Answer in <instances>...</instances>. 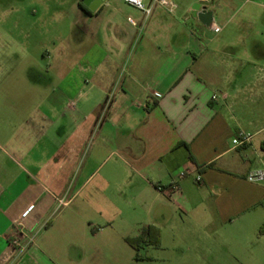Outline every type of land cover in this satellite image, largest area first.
<instances>
[{
  "label": "crops",
  "instance_id": "obj_1",
  "mask_svg": "<svg viewBox=\"0 0 264 264\" xmlns=\"http://www.w3.org/2000/svg\"><path fill=\"white\" fill-rule=\"evenodd\" d=\"M201 1L214 12L210 26L191 15ZM86 10L83 25L92 23L94 30L85 26L83 37L93 35V44L75 61L77 76L60 83L61 141L45 149L37 175L35 144H14L16 158L0 142V151L13 156L23 173L24 166H36L26 183L19 178L9 189L0 186V264H105V254H120L121 264H128L133 259L125 247L135 250L128 240L161 245L164 228L179 213L185 215L188 234L204 240L220 232L223 237L230 227L258 225L254 220L260 217L251 213L264 205V182L250 183L246 177L264 169V0H184L174 14L155 5L149 17L126 0H104L94 11ZM106 22L108 46L101 30ZM58 112L35 110V125L30 121L24 130L37 134L44 128L40 122ZM242 131L253 139L234 148L232 141ZM107 165L106 173L93 177ZM186 170L195 173L182 179ZM38 175L49 182V190L71 197L70 205L93 185L94 199L87 206L100 214H124L138 202L148 216L144 228L130 236L129 220L122 215L119 229L106 225L115 233L103 240H33L58 198L45 193L34 180ZM175 183L179 191L171 196L157 190ZM69 226L67 219L51 237ZM261 226L255 227L258 239ZM106 227L89 228L97 236ZM66 243L77 251L75 257L63 252Z\"/></svg>",
  "mask_w": 264,
  "mask_h": 264
},
{
  "label": "rangeland",
  "instance_id": "obj_2",
  "mask_svg": "<svg viewBox=\"0 0 264 264\" xmlns=\"http://www.w3.org/2000/svg\"><path fill=\"white\" fill-rule=\"evenodd\" d=\"M171 1L179 6L184 0ZM144 3L146 5V0ZM80 4L84 5V0H0V142L8 153L16 158H19L20 154L12 149L14 144L19 142L35 144L33 153L39 164L37 170L36 166L22 164L26 165L23 173L14 164L13 156L7 153L5 155L0 151L1 187L9 189L15 179L19 178L22 183H26L28 175H34L35 170L37 175L47 158L46 150L50 151L49 149L52 148H49L50 143L61 141V113L65 101L61 95L60 83L65 77L77 76L78 66L75 65V61L93 44L91 38L93 35L90 33H93L94 28L92 23L83 25L85 16L79 8ZM237 21L236 15L234 24ZM223 22L225 23V19ZM107 23L109 24V22L104 23V28L101 27L102 36L106 39L105 43L110 29ZM85 26L90 29V33L89 36L86 34V37H83ZM233 28L234 26L230 25V29ZM106 45L108 46V43ZM92 95L97 96L95 92ZM89 105L92 106L93 102ZM50 108L59 111L58 114L41 121L44 128H38L37 134L29 136L30 133L24 129L30 121L35 125L36 118H33L35 110L49 111ZM109 166H102L93 177L102 176ZM95 169V165L91 166L88 173H93ZM33 177L36 182L41 183L45 193L51 191L55 197H58L55 198L57 205L53 209L54 212H50L41 226L36 229L33 240H103L111 232L115 233L113 229H107L106 225L116 224L115 230H117L126 217L130 224V236L138 235L144 228L148 216L138 202H134L124 214H100L87 206L94 199L90 189L93 185L70 205L68 202L71 197L57 195L52 188L49 190V182L47 183L42 175ZM34 209L35 207H31L24 218ZM35 213L36 211L32 216H35ZM251 215L260 217L254 221L262 225L261 239L254 235L257 230L255 227L258 225L249 223L246 228L230 227L223 232V237L220 232L213 239L204 240V237H199L198 233L188 234L183 222L185 215L179 213L178 219L164 228L165 237L161 245L139 241L138 250L125 247L133 259L128 264H264V205ZM67 219L70 221V226L56 230V236L51 237L53 231ZM23 220L22 224L17 222L22 227ZM90 225L92 229L101 230L102 227H106L107 230L99 231L100 233L95 236L89 228ZM81 226L85 227L84 231L81 230ZM15 232L16 235L19 233L17 224ZM67 245L64 244L63 252L70 254L69 257H75L77 251L71 245ZM112 256L113 254L110 256L105 254L104 263L121 264L120 254L114 255L116 257L113 258Z\"/></svg>",
  "mask_w": 264,
  "mask_h": 264
},
{
  "label": "built area",
  "instance_id": "obj_3",
  "mask_svg": "<svg viewBox=\"0 0 264 264\" xmlns=\"http://www.w3.org/2000/svg\"><path fill=\"white\" fill-rule=\"evenodd\" d=\"M150 1L152 3L151 7H147L144 3V0H126V3L137 8V9H139V10H141L145 14L146 17H149L151 15L153 7L155 5H160L164 8H166L172 14H174L178 9L177 4H175L171 0H150ZM211 28L215 33L221 32V28L219 26L212 25ZM252 139H253L252 134L242 131V132H239L237 134V136L233 139L232 143H233L234 148H241V147H244V146L248 145L249 143H251ZM194 173L195 172H193L191 170L183 171L181 173V178L182 179L187 178L191 175H194ZM246 179L250 183H262V182H264V169L251 171L247 175ZM196 180H197V182H201L202 176L200 174H198L196 176ZM157 190L160 193L171 196L173 192L179 191V184L175 183V184H172L171 186H168V187L157 186ZM17 226H19V228H20L21 224L17 223Z\"/></svg>",
  "mask_w": 264,
  "mask_h": 264
},
{
  "label": "water",
  "instance_id": "obj_4",
  "mask_svg": "<svg viewBox=\"0 0 264 264\" xmlns=\"http://www.w3.org/2000/svg\"><path fill=\"white\" fill-rule=\"evenodd\" d=\"M93 0H86L85 4L89 6V2ZM96 6H90V10L94 11L95 7L100 6L104 0H95ZM208 3L201 1L198 3H195L191 8V15L193 18L198 19L201 21L204 25L210 26L214 19V12L208 10Z\"/></svg>",
  "mask_w": 264,
  "mask_h": 264
},
{
  "label": "trees",
  "instance_id": "obj_5",
  "mask_svg": "<svg viewBox=\"0 0 264 264\" xmlns=\"http://www.w3.org/2000/svg\"><path fill=\"white\" fill-rule=\"evenodd\" d=\"M152 230H150L151 232ZM263 232V229L261 230V233ZM136 241V242H135ZM143 242V240H128V243L131 244L136 250H138L137 243L138 242ZM159 240H151L150 243H153L154 245H158ZM138 258V257H137Z\"/></svg>",
  "mask_w": 264,
  "mask_h": 264
},
{
  "label": "flooded vegetation",
  "instance_id": "obj_6",
  "mask_svg": "<svg viewBox=\"0 0 264 264\" xmlns=\"http://www.w3.org/2000/svg\"><path fill=\"white\" fill-rule=\"evenodd\" d=\"M86 0H84V2H85ZM86 4H80L79 5V8H80V10H81V12L84 14V13H86L87 14V10H86ZM87 7H90V6H87Z\"/></svg>",
  "mask_w": 264,
  "mask_h": 264
}]
</instances>
